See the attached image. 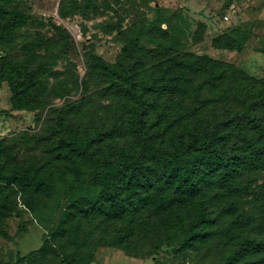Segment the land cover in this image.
Instances as JSON below:
<instances>
[{
    "label": "trees",
    "instance_id": "1",
    "mask_svg": "<svg viewBox=\"0 0 264 264\" xmlns=\"http://www.w3.org/2000/svg\"><path fill=\"white\" fill-rule=\"evenodd\" d=\"M4 3L0 0V42L23 20L19 13L6 12ZM64 38L68 42L69 34ZM139 40L128 37L114 64L97 55L91 58L90 68L108 83L106 93L119 113L113 126L94 132L91 125L84 127L82 120L91 112L85 100L56 108L49 135L57 136V142L47 162L11 168L0 159V180L34 194L59 190L46 172L49 165L59 164L66 175L76 174L69 193L88 182L82 169L93 167L97 172L89 182L99 195L80 208L97 214L99 222L105 217L127 222L108 244L127 252L147 241L153 254L160 252L162 241L170 247L181 244L184 250L212 245L219 238L233 241L230 232L248 226L240 213L245 205L240 197L251 196L250 202L264 214V185L254 189L249 182L264 171V77L172 47L148 51ZM213 46L237 51L244 47L227 34L216 37ZM7 65L12 71L20 66L15 60ZM9 71L0 70V88L8 81L13 109H22L38 85L37 69L25 78H11ZM104 135H109L108 142ZM55 237L50 233L41 248L11 264H27L44 255ZM237 259L240 264H264V237H245L224 261ZM92 261L75 252L58 264Z\"/></svg>",
    "mask_w": 264,
    "mask_h": 264
},
{
    "label": "rangeland",
    "instance_id": "2",
    "mask_svg": "<svg viewBox=\"0 0 264 264\" xmlns=\"http://www.w3.org/2000/svg\"><path fill=\"white\" fill-rule=\"evenodd\" d=\"M4 1L6 12L19 13L23 20L10 34H3L7 39L0 42V70L8 68L11 78H25L35 68L38 82L32 101L25 97L18 110L13 109L10 83L4 81L0 88V159L11 168L47 162L57 142V136L50 139L49 135L56 108L85 100L91 112L82 120L84 127L91 125L94 132L96 127L108 130L113 126L119 113L106 93L108 83L90 68L91 58L97 55L116 63L128 37L140 38L148 51L172 47L230 62L254 77H264V0ZM65 33L70 36L68 42ZM224 34L244 46L243 50L216 49L214 39ZM12 60L20 65L14 71L6 67ZM108 136H103L104 142ZM46 172L59 190L34 194L0 180V264L14 263L19 256L41 248L54 232L52 247L27 264H58L75 252L91 256L96 264H240L239 259L224 260L245 237H264L263 209L250 202L251 196L243 195L240 213L248 226L230 232L233 241L219 238L212 245L187 250L162 241L157 254L147 241L127 252L108 245L127 222L106 217L104 223L99 222L97 214L88 215L80 208L99 195L89 182L97 170L82 169L88 182L69 193L65 192L75 182V173L66 175L59 164L49 165ZM249 182L254 189L262 187L264 171L253 174Z\"/></svg>",
    "mask_w": 264,
    "mask_h": 264
},
{
    "label": "crops",
    "instance_id": "3",
    "mask_svg": "<svg viewBox=\"0 0 264 264\" xmlns=\"http://www.w3.org/2000/svg\"><path fill=\"white\" fill-rule=\"evenodd\" d=\"M97 254V253H96ZM95 261H96V258H95ZM92 264H96V262L92 263Z\"/></svg>",
    "mask_w": 264,
    "mask_h": 264
}]
</instances>
